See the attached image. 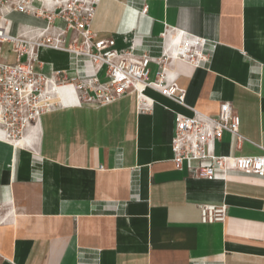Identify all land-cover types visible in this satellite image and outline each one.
<instances>
[{
	"label": "crops",
	"instance_id": "obj_1",
	"mask_svg": "<svg viewBox=\"0 0 264 264\" xmlns=\"http://www.w3.org/2000/svg\"><path fill=\"white\" fill-rule=\"evenodd\" d=\"M54 1L36 0L39 17L12 13V35L35 38ZM54 25L65 28L59 19ZM170 30L207 43L200 66L166 65L188 108L151 88L145 99L134 92L107 105H78L70 85L56 93L62 106L24 141L0 136V264H264V176L216 168L212 180L197 179L195 171L212 161L177 169L172 151L178 114L216 116L227 102L245 141L239 149L225 133L213 154L264 156V0H100L92 22L97 39H113L119 54L155 59ZM75 39L69 31L66 46ZM38 53L36 71L46 77L92 75L88 61L67 52ZM1 60L17 61L11 45ZM149 69L155 82L161 65ZM142 100L148 111L140 110ZM205 204L227 205L225 223L203 224Z\"/></svg>",
	"mask_w": 264,
	"mask_h": 264
},
{
	"label": "built area",
	"instance_id": "obj_2",
	"mask_svg": "<svg viewBox=\"0 0 264 264\" xmlns=\"http://www.w3.org/2000/svg\"><path fill=\"white\" fill-rule=\"evenodd\" d=\"M35 2L0 0V136L4 141L13 145L24 141L28 130L39 123L43 115L62 106L56 93L70 85L76 89L78 105H107L134 92L138 93L139 98L145 99V91L151 88L187 107V93L168 81L166 65L170 59L185 61L195 67L208 61L204 39L170 30L164 35L169 45L162 58L137 56L133 51L119 54L114 49L113 39L98 40L92 31L100 0H56L53 7L46 11L49 12L48 26L39 29L35 38L12 35L10 15L22 13L39 17ZM142 13H148L147 5H144ZM56 19L63 21L65 28L54 25ZM69 31H74L81 41L75 39L67 47L66 36ZM4 45H11L16 53L15 63L1 60ZM41 48L67 52L77 59L88 61L93 68L92 75L73 80L57 79L59 74L46 77L36 71V65L41 64L38 53ZM153 61L161 65L155 82H151L149 77V66ZM100 73H104L106 82L101 81ZM140 110H149L145 100H142ZM191 110L193 116H176L172 151L177 169H182L186 161L211 160L212 165L195 171L197 179L212 180L216 168L264 176V156L216 157L213 154L214 143L221 141L225 133L236 138L239 149L245 141L240 135V117L231 103H221L216 116L197 109ZM200 211L203 224L225 223L228 207L205 204L200 205Z\"/></svg>",
	"mask_w": 264,
	"mask_h": 264
},
{
	"label": "rangeland",
	"instance_id": "obj_3",
	"mask_svg": "<svg viewBox=\"0 0 264 264\" xmlns=\"http://www.w3.org/2000/svg\"><path fill=\"white\" fill-rule=\"evenodd\" d=\"M101 81H102V82H106V81H107L106 78H105L104 73L101 74Z\"/></svg>",
	"mask_w": 264,
	"mask_h": 264
},
{
	"label": "bare ground",
	"instance_id": "obj_4",
	"mask_svg": "<svg viewBox=\"0 0 264 264\" xmlns=\"http://www.w3.org/2000/svg\"><path fill=\"white\" fill-rule=\"evenodd\" d=\"M55 2V1H54Z\"/></svg>",
	"mask_w": 264,
	"mask_h": 264
}]
</instances>
